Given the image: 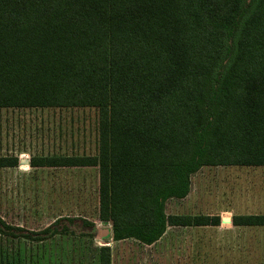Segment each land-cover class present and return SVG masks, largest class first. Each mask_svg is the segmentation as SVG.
<instances>
[{
    "label": "trees",
    "instance_id": "1",
    "mask_svg": "<svg viewBox=\"0 0 264 264\" xmlns=\"http://www.w3.org/2000/svg\"><path fill=\"white\" fill-rule=\"evenodd\" d=\"M71 108L97 110L96 155L30 167L97 168V219L113 241L218 226L165 206L202 167L264 169V0H0V109ZM232 224L264 227V214ZM98 257L110 264L109 248Z\"/></svg>",
    "mask_w": 264,
    "mask_h": 264
},
{
    "label": "rangeland",
    "instance_id": "2",
    "mask_svg": "<svg viewBox=\"0 0 264 264\" xmlns=\"http://www.w3.org/2000/svg\"><path fill=\"white\" fill-rule=\"evenodd\" d=\"M10 145L29 150L30 159L96 155L98 112L92 108L0 109V155L6 154ZM29 170L25 179H12V175L0 172V219L8 226L22 225L32 233L57 222L58 234L42 242L25 241L24 251L18 241L10 242L0 236V264H12V257L21 259L23 252L26 264H94L99 246L105 245L101 233L106 227H88L83 219L90 223L97 220V168ZM262 171V167H202L191 176V196L176 201L178 206L167 202L166 214L194 217L231 207L242 212L248 195L254 197L253 211L258 214L264 190ZM193 227L186 230L190 248L180 251L187 255L184 264H230V249L216 250L218 237L213 230L204 232ZM163 237L150 250L142 247L138 264H174L175 251L168 248L165 234ZM220 238L230 241L227 234ZM254 242H259L257 232ZM222 255L226 257L225 263L217 260ZM258 263L256 258L254 264Z\"/></svg>",
    "mask_w": 264,
    "mask_h": 264
},
{
    "label": "crops",
    "instance_id": "3",
    "mask_svg": "<svg viewBox=\"0 0 264 264\" xmlns=\"http://www.w3.org/2000/svg\"><path fill=\"white\" fill-rule=\"evenodd\" d=\"M15 145H10V148L6 149V154L0 155V157H15L18 159V163L14 167H8V168H0V172L3 174H9L12 175V179H25L27 175L30 174V156H29V150L26 149H15ZM37 157V156H32ZM23 168H27V170H24ZM34 169V168H32ZM35 169H44V168H35ZM263 177L261 179H264V169H263ZM264 187V183H263ZM191 190L188 196L181 200H170L168 202H171L173 204H176L178 206V202L176 201H185L191 196ZM201 194V192L199 193ZM253 196L248 195L247 199L248 202L246 205H242L244 207V211L239 212L236 208L231 207L230 210H218L215 211L214 214H207L202 216H216L220 218V224L218 226H199V227H193L198 228V230H203L204 232H207L206 230H213L215 235L218 237L215 240V248L216 250H223V249H230V255L229 261L230 264H254L256 262V258H258L259 263L258 264H264V227H254V226H234L232 224V219L234 216H254V215H263L264 214V190L263 195L261 196V206L258 210V214H254L255 211L253 206ZM250 201V202H249ZM239 208V207H238ZM173 216H182V214H172ZM189 216V215H188ZM97 217V216H96ZM97 219V218H96ZM95 223V224H94ZM94 225L96 227L103 225L106 227L102 230V237L103 241L102 243L105 244L103 246L109 248L110 250V264H138V259L140 252L143 250L142 247H144V250H150L155 246L162 238L163 236L154 244L152 245H144L140 242L128 239L123 241H113L111 238V227L109 228L107 224L101 223L98 219L94 221ZM99 224V225H98ZM11 230L9 231L8 235H3L0 233V236L6 237L10 240V242H16L18 241V244L21 245L20 248H22V251H24V243L26 241L27 244L30 242V231L25 229L22 225H14L11 226ZM191 227V226H190ZM189 227L185 226H168L165 232L166 238L168 240V248L172 249V251H175V254L172 256V261L174 264H184L187 259V255L185 253H180V251H185L190 248V242L187 239L186 231ZM99 232V231H98ZM255 232L258 233V244L254 242L255 239ZM222 234H227L229 236L230 241H221L220 236ZM50 239V238H49ZM22 241V242H21ZM45 241V240H42ZM39 241V242H42ZM21 242V243H20ZM205 240H202L203 246H206ZM201 243V242H200ZM29 246V245H28ZM102 247L101 245L99 248ZM256 250L258 252H256ZM257 253V255H256ZM223 254V253H222ZM257 256V257H256ZM217 260H220L222 263H225L226 257L220 256L217 257ZM12 264H26L24 252L21 259L12 257ZM94 264H99V257L94 259ZM27 262H29V258H27ZM140 264V263H139Z\"/></svg>",
    "mask_w": 264,
    "mask_h": 264
},
{
    "label": "built area",
    "instance_id": "4",
    "mask_svg": "<svg viewBox=\"0 0 264 264\" xmlns=\"http://www.w3.org/2000/svg\"><path fill=\"white\" fill-rule=\"evenodd\" d=\"M101 246H103V245H101Z\"/></svg>",
    "mask_w": 264,
    "mask_h": 264
}]
</instances>
